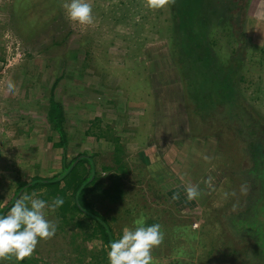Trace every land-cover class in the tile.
<instances>
[{
  "label": "rangeland",
  "instance_id": "obj_1",
  "mask_svg": "<svg viewBox=\"0 0 264 264\" xmlns=\"http://www.w3.org/2000/svg\"><path fill=\"white\" fill-rule=\"evenodd\" d=\"M30 1L21 10L15 0H0V209L18 179L52 175L62 165L48 117L54 96L65 108L68 154L102 152L96 158L102 166L112 160L109 138L121 137L126 198L107 212L116 230L135 227L138 218L161 225L152 264H205L207 256L209 264H246L249 246L230 240L223 208L244 193L237 171L253 168L243 150L248 141L235 129L244 120L264 126V0H248L235 39L216 19L211 49L191 53V61L198 59L191 70L172 34L170 0L155 10L146 0H89L90 25L67 18L66 0ZM228 42L235 47L231 56L242 58L231 68L221 57ZM9 82L13 95L6 94ZM188 185L200 192L191 201ZM55 214L47 218L63 229L38 242L39 264H78L79 255L90 260L88 248L101 241L77 237L83 228ZM76 243L86 255L76 252Z\"/></svg>",
  "mask_w": 264,
  "mask_h": 264
},
{
  "label": "trees",
  "instance_id": "obj_2",
  "mask_svg": "<svg viewBox=\"0 0 264 264\" xmlns=\"http://www.w3.org/2000/svg\"><path fill=\"white\" fill-rule=\"evenodd\" d=\"M170 2L171 21L173 22L172 34L178 41L179 52L185 57L184 67L190 70L195 64L194 61H198L196 58V60H190L191 53H199L200 49L202 52H209L211 49L209 34L215 27L213 25L218 24V21L213 22L216 19L226 22L227 24L223 26H227L229 30L227 37L235 39L236 26L243 25L248 6V0H170ZM29 4H31L30 0H15L13 5H18L19 9L24 10ZM208 20H211L210 24H213H209V26ZM203 22L208 25V28L201 31L200 26ZM199 39L201 44H198ZM235 43H239V38ZM226 48L227 50L221 54V57L227 61L226 66L231 68L237 65L236 63L240 62L242 58L236 57L239 53L231 56L235 47L230 42ZM208 55L211 56L209 58L212 59V63H215L214 53ZM198 58L204 60L200 55ZM196 95L202 96L200 92H196ZM238 112L240 113V111ZM48 117L53 124V129L59 135L54 146L63 149L62 165L52 175L34 174L30 178L18 179L12 196L0 209V215L6 213L16 198L24 192L31 194L35 191L49 202L57 196H62L65 202L62 207L57 209L55 215H59L61 219L66 218V221L70 222L69 224H72L73 221L78 227L81 226L83 229L75 233L77 237L84 236L86 240L101 241L100 247L94 246L90 250L88 248L90 260L81 255L76 256L75 260L78 264H106L108 263L107 247L123 232V230H116L113 222L115 218L110 217L107 210H110L113 205L122 203L126 198L127 190L124 178L129 172L126 167L128 165L127 149L122 143L121 137L116 134L109 138L113 143L112 160L102 166H99L96 159L97 156L98 158L102 156V152L79 151L73 155L68 154L69 134L65 127V108L63 103L54 96L50 98ZM244 122L246 125L238 124L234 134L236 137L248 141L247 144L243 143V150L246 160L253 165V168L247 167L242 171H237L241 177V182L238 183L244 185V190L239 193H244L241 199L239 197L230 207H224L223 211H227L224 218L232 225L230 240L237 241L240 246H249L244 252L249 256L244 259L246 264H264V126L261 122L246 123V120ZM110 129L112 128L110 127ZM110 133L112 131L107 135ZM113 133L115 134V132ZM157 187H155L156 190L159 188ZM165 194L167 193L165 192ZM133 211L130 209V212ZM143 218L147 219L148 216H143ZM139 220L141 219H133L130 225L136 226V222ZM154 223L157 222L153 220L146 222L149 225ZM59 224H56L57 229L62 230V225ZM73 236L76 238L75 235ZM73 242L75 241L73 240ZM76 244V252L86 255L87 248L83 247L81 243ZM37 253H39V248H36L33 254L26 257L20 264H39L41 259L35 256ZM12 259L14 260V258ZM209 261L210 257L207 256L205 264H209ZM9 264H16V262Z\"/></svg>",
  "mask_w": 264,
  "mask_h": 264
},
{
  "label": "clouds",
  "instance_id": "obj_3",
  "mask_svg": "<svg viewBox=\"0 0 264 264\" xmlns=\"http://www.w3.org/2000/svg\"><path fill=\"white\" fill-rule=\"evenodd\" d=\"M167 0H146L149 9L163 8ZM67 18L74 24L93 23V9L89 0H66L64 4ZM15 85L7 84L6 94H15ZM244 189H242L243 191ZM187 200L199 196L198 185L185 187ZM178 199V194H174ZM64 198L57 196L51 202L37 192H24L16 198L6 213L0 215V264L7 259L20 264L30 257L40 240L55 235L57 225L47 218L63 206ZM163 232L159 223L146 224L144 220L136 222L135 227H124L122 235L110 242L107 247L108 264H152V250L161 244Z\"/></svg>",
  "mask_w": 264,
  "mask_h": 264
}]
</instances>
